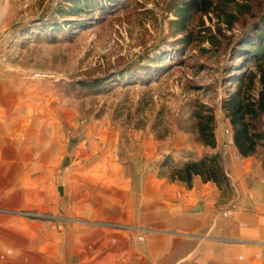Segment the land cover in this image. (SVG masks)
I'll return each instance as SVG.
<instances>
[{
  "label": "rangeland",
  "instance_id": "rangeland-1",
  "mask_svg": "<svg viewBox=\"0 0 264 264\" xmlns=\"http://www.w3.org/2000/svg\"><path fill=\"white\" fill-rule=\"evenodd\" d=\"M202 1L0 0V264H264V149L230 187L166 185L264 36V0Z\"/></svg>",
  "mask_w": 264,
  "mask_h": 264
},
{
  "label": "trees",
  "instance_id": "trees-1",
  "mask_svg": "<svg viewBox=\"0 0 264 264\" xmlns=\"http://www.w3.org/2000/svg\"><path fill=\"white\" fill-rule=\"evenodd\" d=\"M212 6L206 2L204 11L202 0L199 3L198 0H191L189 10L207 13ZM257 35L240 36L232 50L234 65L227 69L226 80L235 86V91L223 102V111L232 126L234 146L243 158L256 157L264 149V36ZM239 58L241 61L236 65L235 61ZM101 81L81 82L79 86L93 90L100 87ZM207 110L196 114L197 138L203 147L215 151L218 143L215 135L217 120L214 111ZM168 165L165 163L163 168ZM170 168L172 182H184L191 186L193 180L200 177L204 183H214L219 188L230 187L221 154L217 152L181 165L172 164Z\"/></svg>",
  "mask_w": 264,
  "mask_h": 264
},
{
  "label": "crops",
  "instance_id": "crops-1",
  "mask_svg": "<svg viewBox=\"0 0 264 264\" xmlns=\"http://www.w3.org/2000/svg\"><path fill=\"white\" fill-rule=\"evenodd\" d=\"M215 135L217 136V142H218L217 148L215 149V151H212V150L209 152L206 151L207 155H209L213 152L214 153H216V152L220 153L222 160L224 162L225 170L227 171V169H229L232 174L233 173L235 174L234 175L235 178L237 177V178L241 179L243 177V179H244L247 176H249L250 165L255 166V163L257 164L258 160H256V157L243 158L239 155L238 150L234 146L233 135H232V126L230 124V121L226 122V127L219 126L215 131ZM201 158H203V157H201ZM201 158H196V159H201ZM174 159H175V157H174ZM230 161H232V162H230ZM228 164H231L232 169H230L228 167ZM238 166H240V167H238ZM258 170H261V169L259 168ZM153 174L155 176L156 175L158 176V175H160V172H158V173L153 172ZM147 175H149V174H147ZM173 183H175V184H173ZM173 183L170 186L169 185L170 183L168 182V184H167V182H166V185L171 188V192L174 194L176 192L175 190H178V189L181 190L182 189L184 191V195L186 197H187V195H189L188 193H190L191 197L194 196V191H192L191 189H193L194 186L197 184H200V185L205 184V186L211 185V183H204L200 177H196V179L193 180V184L191 186L188 185L187 183L181 182L182 187L180 188L178 186V185H180V183H177V182H173ZM186 186H188V188H189V191L187 190L188 193L185 191V189H187Z\"/></svg>",
  "mask_w": 264,
  "mask_h": 264
}]
</instances>
